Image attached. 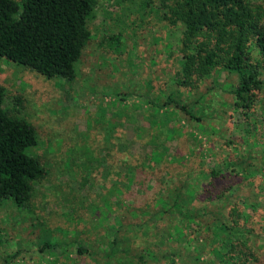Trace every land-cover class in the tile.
<instances>
[{"label":"rangeland","instance_id":"obj_1","mask_svg":"<svg viewBox=\"0 0 264 264\" xmlns=\"http://www.w3.org/2000/svg\"><path fill=\"white\" fill-rule=\"evenodd\" d=\"M253 1L264 7V0ZM160 3L98 0L87 23L91 35L72 80L48 78L0 57L2 106L34 127L38 143L28 152L46 169L32 182L25 206L11 199L1 202L0 261L21 250L8 264H46L52 254L42 253L40 244L56 240L67 242V251L76 258L74 240L97 252L72 260L98 264L94 259L101 262L104 248L98 205L113 184L123 191L104 199L120 221H139L131 214L136 210L146 217L138 204L158 197L167 200L169 189L188 174L218 166L223 171L212 195L232 184L225 190L229 198L222 201L205 193L200 201L192 198L189 208L206 205L221 217L230 204L236 205L243 211V229L251 234L250 246L259 255L250 264H264V78L249 120L233 105L235 72L216 69L192 87L177 84L184 26L162 20ZM115 36L120 37L118 47ZM151 104L159 108L157 113ZM153 149L164 154L160 162L148 164ZM243 168L251 174L241 173L244 177L234 180L223 176L237 175ZM132 172L136 178L125 182ZM208 180L203 179V190ZM203 219L193 225H203ZM96 222L97 229L92 226ZM137 234V243L144 242L146 231ZM192 234L206 252L203 234ZM199 257L189 264H207L210 259L207 252Z\"/></svg>","mask_w":264,"mask_h":264},{"label":"trees","instance_id":"obj_2","mask_svg":"<svg viewBox=\"0 0 264 264\" xmlns=\"http://www.w3.org/2000/svg\"><path fill=\"white\" fill-rule=\"evenodd\" d=\"M97 3L98 0H0V57L48 78L72 80L76 62L91 35L87 23ZM160 4L162 20L184 26L177 84L192 87L216 69L235 72L238 81L231 89L233 105L249 120L264 78V7L253 0H161ZM119 39V36L113 38L117 47ZM4 93V87L0 85V204L11 199L17 206H25L31 195L32 182L42 178L46 169L28 152L38 143L34 127L4 110ZM151 107L155 105L151 104ZM154 109L157 113L159 108ZM163 154L153 149L147 154L148 164L160 162ZM222 171L215 166L209 172L199 170L194 176L188 174L169 189L167 200L158 197L138 204L146 217L135 209L131 214L139 221H120L118 212L104 199L113 192L123 191L118 183L113 184L106 194H101L103 200L98 205V220L104 223V235H100L104 248L99 252L101 262L97 258L94 260L98 264H189L191 259L199 262V256L207 252L210 255L207 264L257 262L259 255L249 243L251 234L248 229H243V211L236 205L230 204L227 213L221 217L206 205L189 208L192 198L200 201L199 197L205 193H210L211 198L218 196L222 201L229 198L225 190L232 184L212 195L214 182ZM249 171L243 168L237 175L223 176L234 180L237 176L243 178L241 173L251 174ZM135 178L136 172H132L125 182ZM204 178L209 179L205 190L202 186ZM202 218L203 225H193ZM115 220H119L116 225ZM98 225L92 223L95 229ZM141 229L146 231V238L137 243V231ZM192 232L203 234L206 252L200 251L203 246L192 237ZM68 245L58 240L45 241L39 249L42 253L52 254L46 264H76L77 257L93 256L97 252L89 244L85 246L73 240L71 245L75 247L76 257L73 258L67 251ZM57 247L58 253L54 250ZM20 252L5 255L0 264H8Z\"/></svg>","mask_w":264,"mask_h":264}]
</instances>
